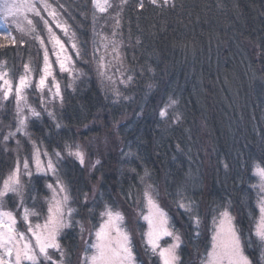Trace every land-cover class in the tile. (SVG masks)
Segmentation results:
<instances>
[{"label": "trees", "instance_id": "1", "mask_svg": "<svg viewBox=\"0 0 264 264\" xmlns=\"http://www.w3.org/2000/svg\"><path fill=\"white\" fill-rule=\"evenodd\" d=\"M49 1L54 7L63 4L67 9L62 12L57 7L70 31L76 32L77 42L86 44L85 59L90 60L93 50L90 0ZM137 3L138 0H128L121 22L125 45L123 69L132 70L133 82L128 87L113 84L97 74L95 62L77 60L76 67L83 75L75 81L73 90L64 87L69 82L68 76L59 73L54 64L64 95L63 108L59 105L56 108L62 127L56 129L45 115L29 130L33 139L43 140L41 147L52 152L63 151L65 142L74 143L78 131L79 138L84 140L82 128L95 121L102 124L101 130L98 129L101 134L113 127L114 139L100 153L101 164L93 175L74 158L65 157L63 169L72 182L73 196L77 195V189L87 192L89 206L95 197L99 219L105 204L128 211L149 188L156 198H161L171 222L182 234V264H200L210 246L211 232H205L201 225V235L191 238L190 221L178 208L181 200H192L202 218L209 207L230 204L237 227L246 237L253 224V213L256 217L258 214L252 169L255 163L264 161V0H172L165 7L145 0L143 9H138ZM112 11L109 9V13ZM99 24H104V20L100 19ZM51 25L71 52L68 37ZM36 27L44 36L41 26ZM105 31L110 35L107 27ZM129 34L133 43L136 39L142 43L133 48ZM16 37L19 39L20 35L16 33ZM23 39V45L0 48V64L15 78L24 70V64H29L34 69L35 84L43 51L31 36ZM0 43L8 41L0 38ZM103 52L101 47L98 55ZM73 59L76 60L74 54ZM114 79L118 81L119 74ZM117 86L128 99L114 104L112 89ZM27 95L39 107L35 87ZM170 99L177 104L169 108L168 117L161 118L159 111ZM14 108V96L0 107V134L6 133L9 125L15 126ZM177 115L180 119L175 122ZM18 138L19 149L13 140L8 152L0 151V184L16 166L18 155L21 168L23 159L31 155V143ZM129 145L138 159H125L122 155V151L128 152ZM146 170L150 178L145 176ZM53 179L33 176L36 199L26 198V206L39 213L31 217L33 220L45 216L44 203L49 191L44 185L46 180ZM23 180V191L28 197L27 177ZM12 196L16 199L12 200ZM12 196L5 197V208L18 215L22 208L16 207L18 196ZM80 199L83 200L82 194ZM84 216L86 209L77 219ZM126 224L129 225L128 220ZM208 224L210 228L211 216ZM140 228L145 227L141 224ZM142 234L138 243H134L138 259L144 264H160L158 257L145 254ZM60 243L65 263L76 264L79 229L65 230ZM55 258H59V253Z\"/></svg>", "mask_w": 264, "mask_h": 264}, {"label": "snow or ice", "instance_id": "2", "mask_svg": "<svg viewBox=\"0 0 264 264\" xmlns=\"http://www.w3.org/2000/svg\"><path fill=\"white\" fill-rule=\"evenodd\" d=\"M149 2L154 6L165 7L171 5L172 0H149ZM90 3L93 9V50L91 59L86 60L85 57L88 55L86 44L77 42L76 32L70 31V25L66 20H62L60 12L57 11L58 7L62 12H67L63 4L53 7L48 0H0V22L7 24L11 19L15 29L22 34L18 39L11 31L5 32L0 38L7 40L8 44L0 43V48L23 45L25 43L23 34H27L39 43L43 51V64L34 84L35 92L39 94V107L31 102L27 95V91L33 87L34 69L29 64H24V72L19 76L13 90L12 80L6 78L8 72L4 71L3 64H0V107H3L4 103L13 96L15 103L13 114L15 126L9 125L8 131L0 134V151L8 152L9 142L13 140L19 149L21 139L18 136L26 138L32 145L31 155L23 159L22 168L18 155L16 167L3 178L0 184V264H65V252L60 240L65 230L74 228L79 229V236L85 245L81 264H144L134 251L132 237L124 226V216L120 211L105 204L98 214L99 219H96V198H92L91 206H89L87 192L81 193L77 189V195L73 196V185L63 169V162L66 156L71 157L83 168L89 159L87 151L79 144L65 142L63 151L49 152L47 147H41L43 140L38 142L33 139L32 132L29 130L37 121H42L45 115L56 129L62 127L56 108L57 105L63 108L64 95L61 82L53 67L54 64L58 66L59 73H66L68 76L69 82L64 87L73 88V90H75V81L83 75V72L76 67L77 60H83L87 64L95 62L97 74L113 84H123L128 87L134 80L132 70L123 69L125 45L121 22L122 12L128 0H119L118 3H113V0H90ZM144 3L145 0H138L137 8L143 9ZM41 9L51 17L55 27L68 37L71 52L65 41L53 31L49 20L41 16ZM109 9L113 10L112 13H109ZM27 13H32L43 21L48 34L47 43L45 38L36 31V25L27 17ZM106 13L107 16H98V14ZM69 18H72L70 13ZM100 19L104 20V24H99ZM106 27L110 30V35L105 31ZM141 43L139 39L133 43L129 34V44L133 48ZM47 45H51V48ZM101 47L104 52L98 55ZM82 48L85 50L81 51ZM50 53L55 58L54 61L50 58ZM73 54L76 60L73 59ZM107 56L111 58L106 59ZM111 68L115 71H110ZM117 74H119L118 81L114 79ZM112 97L114 104L128 99L118 86L112 89ZM176 104L175 99H170L169 103L160 109L159 116L168 117L169 108ZM179 119L177 115L175 122ZM128 149L127 153L122 151L125 159L139 158L138 154L132 152L131 145ZM100 164L99 159L91 162L88 164L89 170L95 171ZM132 171L135 172V169ZM253 173L259 178L256 201L259 215L256 217L253 213V224L249 228L247 237L243 230L237 227L230 204L209 207L207 214L202 218L192 200L185 198L178 203V208L187 216L193 229L191 238H198L201 235V225L205 232L209 230L211 232L210 246L205 250L206 255L202 257L201 264H264V161L253 165ZM34 175L54 178L51 181L46 180L44 185L52 195L46 198L47 216L43 224H33L30 221V216H38L39 213L26 206V198L36 199L35 189H32ZM145 176L150 178L147 170ZM23 177H27L26 183L30 189L28 197L23 191L25 188ZM143 179L141 178L142 181ZM252 187L255 188L257 185ZM11 194L19 197L16 207L23 209L21 218L27 225L26 232L17 229L15 213L5 210V197L11 198ZM81 194L83 200L80 199ZM144 199L147 214L141 211V217L147 224V231L142 234L145 254L158 257L160 264H182L180 255L184 243L182 234L171 222L169 214L156 203L147 190L144 192ZM74 204L78 207H74ZM84 209L87 210V216L77 219ZM208 216H211L210 228ZM26 233H30L31 236L29 237ZM165 237H170L172 242L162 246L161 240ZM56 253H59V258H55Z\"/></svg>", "mask_w": 264, "mask_h": 264}, {"label": "rangeland", "instance_id": "3", "mask_svg": "<svg viewBox=\"0 0 264 264\" xmlns=\"http://www.w3.org/2000/svg\"><path fill=\"white\" fill-rule=\"evenodd\" d=\"M48 3H50V1L48 0ZM52 5V4H51ZM40 5L38 4V7ZM54 7V6H53ZM27 17L29 19H32L33 20V23L38 26L40 25L41 26V29L42 31L44 32V38L46 40V43H47V30L44 28V24H43V21L40 20L39 17H35L32 13H27L26 14ZM41 16H43L45 19H48L50 24L52 23L51 21V17L48 16L47 12L46 11H43L41 9ZM54 24V23H53ZM55 25V24H54ZM52 26V25H51ZM37 28V27H36ZM8 31H11L13 33V35L16 36V33H18V35H20L21 37V33L19 31H17L15 29V25L13 24L12 20L9 19L8 23L7 24H4L2 22H0V36H2L5 32H8ZM54 31V30H53ZM16 32V33H15ZM27 34H23V37H26ZM49 48H51V45H47ZM50 58L54 61L55 58L53 56H51V53H50ZM42 64H43V57H42V60H41V67H42ZM54 67V65H53ZM58 68V66H57ZM4 71H7V70H4ZM8 72V77L6 78H9L12 80V83H13V90L15 89V86L16 84L18 83V78H15L14 75H11L9 71ZM24 70L22 71L21 74H23ZM20 74V75H21ZM32 76L34 78V72L32 73ZM39 77V75H38ZM38 79V78H36ZM34 84V83H33ZM34 88V86L32 87ZM14 111H15V108H14ZM95 124L97 125L96 128H95ZM95 124H89L88 126H85L83 131V138L84 140L80 139L79 138V131L76 133V139L75 140V144H79L81 145L88 153V157L89 159L86 161V165L84 166V168L86 169L87 172H89L91 175H93V173H95V171H90L89 170V167H88V164H90L91 162H94L95 160L99 159L100 161L102 160V157H101V154L102 153V150L103 151H106V149L109 148V146L111 145V142L112 140L114 139L113 138V135L114 132L113 131V127H109L108 130L104 131L102 134L99 133L98 129L101 130V127H102V124L100 122H96L95 121ZM32 152V151H31ZM256 164V163H255ZM16 167V166H15ZM14 167V168H15ZM99 167V166H98ZM34 171V169H33ZM253 171V169H252ZM253 173V172H252ZM9 174V172L6 174V176ZM5 176V177H6ZM4 177V178H5ZM255 177V185H257L256 187V198H257V193H258V184H259V178ZM2 184V183H1ZM254 185V184H253ZM254 188V187H252ZM95 189V188H94ZM145 190L149 191L151 194L152 192L149 190V188H145ZM145 190L143 191V193H141V195L139 196V198H137V201H136V204L135 206H133L132 208H129L128 211L127 210H124L123 207H119L114 209V210H118L120 211L123 216H124V226L128 229V231L130 232V235L132 237V241H133V247H134V243H138V240H139V236H141V232L144 233L147 231V224L145 221H143L142 217H141V211H143L144 214H147V207H146V201L144 199V192ZM52 193L49 191V193L47 194L46 198L47 197H51ZM12 196V194H11ZM152 197L153 199L156 201V203L165 211L168 213L166 207L162 204V200L161 198L154 196V194H152ZM16 198H14L12 196V200H15ZM19 199V197H18ZM257 201V199H256ZM45 216L41 219H38V220H33L30 216V221L33 223V224H36V223H40V224H43L46 216H47V203H46V199H45ZM256 206H257V203H255ZM5 210H9L7 208H5ZM12 211V210H11ZM257 211H258V208H257ZM17 217V229L19 231H23V232H26V229H27V225L24 223V221L22 220L21 216H22V212H23V209L19 211L18 215L16 214L15 211H13ZM232 215L235 217V222H236V215L235 213L231 212ZM259 213L257 214V217H258ZM128 220V224H126L127 220ZM141 224L144 225V230H141L140 226ZM29 237L31 236L30 233H26ZM85 239H87V236H85ZM135 239V240H134ZM137 240V241H136ZM171 238L170 237H165L164 239L161 240V245L162 246H166L167 243H171ZM33 243H34V239H33ZM144 243V241H143ZM78 246H79V249H78V252L76 253L77 255V259H76V264H81V259L83 257V254H84V241L81 240L80 238V243H77ZM52 250H50L51 252ZM159 259V258H158ZM66 264V263H65ZM201 264V263H200Z\"/></svg>", "mask_w": 264, "mask_h": 264}]
</instances>
